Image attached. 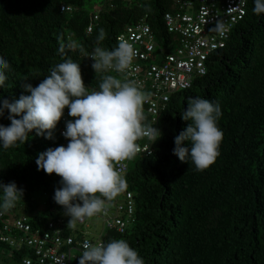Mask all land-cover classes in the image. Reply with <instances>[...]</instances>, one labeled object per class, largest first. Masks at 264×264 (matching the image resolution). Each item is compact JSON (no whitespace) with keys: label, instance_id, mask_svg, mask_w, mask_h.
I'll list each match as a JSON object with an SVG mask.
<instances>
[{"label":"trees","instance_id":"obj_1","mask_svg":"<svg viewBox=\"0 0 264 264\" xmlns=\"http://www.w3.org/2000/svg\"><path fill=\"white\" fill-rule=\"evenodd\" d=\"M175 1L0 0V57L11 65L0 97L11 103L30 95L25 84L38 86L68 58L80 64L90 91H98L107 74L127 79L114 72L96 73L87 55L97 46L113 50L125 27L146 17L160 48L154 60L161 59L179 41L164 21L166 13L176 10ZM63 5L72 9L62 10ZM253 8L250 0L245 18L232 29L226 46L210 54L206 73L166 103L159 115L161 136L153 142L152 153L133 158L125 177L126 190L135 199V222L125 233L104 232V244L124 239L145 264H264V14L256 15ZM97 10L99 20L89 32ZM101 29L104 39L98 40ZM70 42L77 47L69 49ZM62 44L64 54L59 52ZM192 98L218 103L223 113L218 121L223 132L220 155L204 171L173 154L175 136L190 123L181 115ZM8 115L5 110L0 125H10ZM143 115V124L151 125L150 114ZM65 127L61 119L52 139L33 131L24 145L0 147V183L15 182L23 190V198L0 217V264H24L26 259L40 264L34 246L24 240L17 246L28 237L13 228L17 219H25L34 233L53 236L56 232L49 223L65 217L63 207L53 199L62 178L47 174L36 163L47 149L67 146L69 140L61 133ZM184 146L190 148L187 141ZM68 222L65 217L60 226L62 238L91 239L89 224L72 229ZM3 234L13 242L2 240ZM76 255L71 264H79Z\"/></svg>","mask_w":264,"mask_h":264},{"label":"clouds","instance_id":"obj_2","mask_svg":"<svg viewBox=\"0 0 264 264\" xmlns=\"http://www.w3.org/2000/svg\"><path fill=\"white\" fill-rule=\"evenodd\" d=\"M253 12L258 16L264 14V0H254ZM211 31L221 38L227 36V27L221 21H217ZM104 35L101 29L98 40H103ZM67 47L77 45L70 42ZM59 52L65 53V45H61ZM87 57L94 61L92 68L96 73L114 72L126 76L133 69L137 51L130 42L121 39L113 50L97 46ZM10 70L9 62L0 57V88L6 86ZM24 90L30 95H21L11 103L0 97V117L7 110L11 121L9 126L0 125V147L24 145L33 131L52 139V131L67 108L68 115L75 118L66 123L63 133L69 143L66 147L49 148L40 153L36 163L47 174L55 173L62 178V186L55 190L53 199L70 217L67 226L75 228L86 220L92 227L88 219L106 214L110 202L130 191L126 190L127 174L121 175L116 163L137 155L138 138L146 136L156 141L161 136L158 129L143 124L146 94L136 81L121 80L111 74L104 75L98 91H90L82 79L80 64L70 58L52 68L38 86L25 84ZM222 114L218 103L190 99L181 115L182 120L190 123L175 136L173 154L181 162L190 161L197 171L208 169L220 155L223 132L218 121ZM186 141L190 148L184 146ZM0 193V215L12 210L23 198V190L18 189L15 182L0 183ZM135 211L134 199V221L123 233L135 222ZM109 231L112 230L105 229L103 221L102 229L94 231L95 236L91 238L95 240L100 236L102 244L85 246L79 264H145L124 239L104 244V232Z\"/></svg>","mask_w":264,"mask_h":264},{"label":"built area","instance_id":"obj_3","mask_svg":"<svg viewBox=\"0 0 264 264\" xmlns=\"http://www.w3.org/2000/svg\"><path fill=\"white\" fill-rule=\"evenodd\" d=\"M123 1L132 2L133 0ZM249 1L176 0V10L166 13L164 21L168 32L179 36V41L158 60H154V55L160 49L158 48L159 44L146 17L132 25H127L117 36V43L121 39L127 40L137 51L133 69L126 76L122 75L129 80L136 81L143 91L148 92L143 104V113L147 112L151 116V125L149 126L158 129L159 115L172 94L190 88L196 76L206 73V62L210 54L226 46L232 29L245 18ZM113 6L111 4V7ZM61 8L68 11L72 9L68 5H63ZM99 16L100 10L93 13L88 26L89 32L93 29L94 22L99 20ZM217 21L226 25V38H221L217 33L211 31ZM163 51L166 50L163 49ZM72 118L68 115L66 108L62 121L66 125ZM65 131L66 127L62 129V135ZM153 142H155L154 139L146 136L138 138L136 143L139 152L135 157L150 155L153 151ZM132 159L116 163V168L124 177L129 171V162ZM133 196L132 191H125L109 203L106 214L97 215L103 218L105 229L123 233L128 224L134 221ZM64 223L65 218L62 217L55 221L52 220L49 227L55 229V235L52 236L48 232L40 235L38 231L36 233L31 231V227L25 219L19 218L15 221L13 228L25 231L28 237L22 238L17 246L20 247L23 240L29 246H34L36 253L40 256V264H71L72 258H77V253L81 255L85 246L102 244L100 236L95 240L85 238L78 242L72 235L62 238L60 226L63 227ZM79 224L88 223L85 220ZM9 229L10 226L6 224L5 230ZM1 239L13 242V239L5 234ZM47 242L50 244L47 245ZM61 247L64 248L62 251H60ZM26 263L29 264L30 261L26 260Z\"/></svg>","mask_w":264,"mask_h":264},{"label":"rangeland","instance_id":"obj_4","mask_svg":"<svg viewBox=\"0 0 264 264\" xmlns=\"http://www.w3.org/2000/svg\"><path fill=\"white\" fill-rule=\"evenodd\" d=\"M65 217L70 220V217H68L67 215H65ZM88 222L92 223V227L90 228L89 233H88L89 237L92 238L95 236L94 231L99 232L102 229L103 221L101 217H95V218L88 219Z\"/></svg>","mask_w":264,"mask_h":264}]
</instances>
